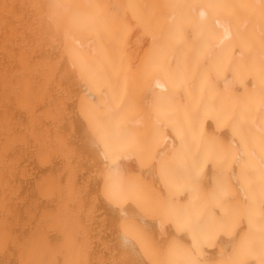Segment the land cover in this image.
<instances>
[{
    "label": "bare ground",
    "instance_id": "6f19581e",
    "mask_svg": "<svg viewBox=\"0 0 264 264\" xmlns=\"http://www.w3.org/2000/svg\"><path fill=\"white\" fill-rule=\"evenodd\" d=\"M0 264H264V0H0Z\"/></svg>",
    "mask_w": 264,
    "mask_h": 264
}]
</instances>
